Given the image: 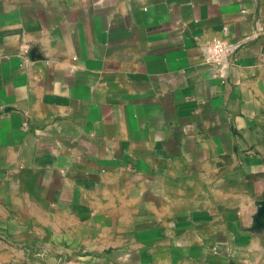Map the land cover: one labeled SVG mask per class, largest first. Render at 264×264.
I'll return each mask as SVG.
<instances>
[{
  "label": "crops",
  "instance_id": "obj_1",
  "mask_svg": "<svg viewBox=\"0 0 264 264\" xmlns=\"http://www.w3.org/2000/svg\"><path fill=\"white\" fill-rule=\"evenodd\" d=\"M0 264H264V0H0Z\"/></svg>",
  "mask_w": 264,
  "mask_h": 264
},
{
  "label": "built area",
  "instance_id": "obj_2",
  "mask_svg": "<svg viewBox=\"0 0 264 264\" xmlns=\"http://www.w3.org/2000/svg\"><path fill=\"white\" fill-rule=\"evenodd\" d=\"M230 49L231 47L227 43L219 42L214 46L212 53L215 58L220 59L223 58Z\"/></svg>",
  "mask_w": 264,
  "mask_h": 264
}]
</instances>
